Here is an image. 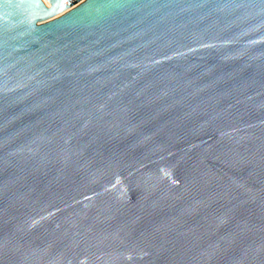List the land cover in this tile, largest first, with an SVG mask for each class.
<instances>
[{
	"label": "water",
	"instance_id": "water-1",
	"mask_svg": "<svg viewBox=\"0 0 264 264\" xmlns=\"http://www.w3.org/2000/svg\"><path fill=\"white\" fill-rule=\"evenodd\" d=\"M0 0V264H264V0Z\"/></svg>",
	"mask_w": 264,
	"mask_h": 264
},
{
	"label": "bare ground",
	"instance_id": "bare-ground-1",
	"mask_svg": "<svg viewBox=\"0 0 264 264\" xmlns=\"http://www.w3.org/2000/svg\"><path fill=\"white\" fill-rule=\"evenodd\" d=\"M47 1V3H49V1L48 0H46Z\"/></svg>",
	"mask_w": 264,
	"mask_h": 264
},
{
	"label": "built area",
	"instance_id": "built-area-1",
	"mask_svg": "<svg viewBox=\"0 0 264 264\" xmlns=\"http://www.w3.org/2000/svg\"><path fill=\"white\" fill-rule=\"evenodd\" d=\"M46 1V0H45ZM47 2V1H46Z\"/></svg>",
	"mask_w": 264,
	"mask_h": 264
}]
</instances>
